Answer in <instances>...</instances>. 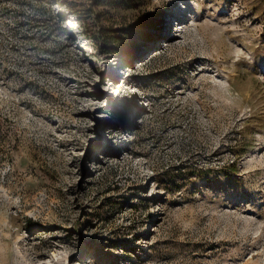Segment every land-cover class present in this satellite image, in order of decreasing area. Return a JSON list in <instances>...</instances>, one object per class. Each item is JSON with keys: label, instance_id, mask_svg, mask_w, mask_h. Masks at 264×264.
Masks as SVG:
<instances>
[{"label": "rangeland", "instance_id": "rangeland-1", "mask_svg": "<svg viewBox=\"0 0 264 264\" xmlns=\"http://www.w3.org/2000/svg\"><path fill=\"white\" fill-rule=\"evenodd\" d=\"M73 2L0 0V264H264V0Z\"/></svg>", "mask_w": 264, "mask_h": 264}, {"label": "trees", "instance_id": "trees-1", "mask_svg": "<svg viewBox=\"0 0 264 264\" xmlns=\"http://www.w3.org/2000/svg\"><path fill=\"white\" fill-rule=\"evenodd\" d=\"M60 0H56L58 3ZM65 4L64 7L72 8L73 5H75L76 9H79L77 7L76 2H73V0H62ZM141 0H90L91 9L97 8L98 6L102 7H116V8H123L128 9L131 7H136ZM86 29L84 30V34L87 35V37L91 41V45L95 49H99L101 53L104 54H118L120 53L119 45H121L124 40H117V35H115L113 32V29L109 28L106 29V27L98 26L96 31H92L91 28H89L88 23H83ZM109 30L111 32H109ZM237 165L236 161H233L231 166L235 169Z\"/></svg>", "mask_w": 264, "mask_h": 264}]
</instances>
